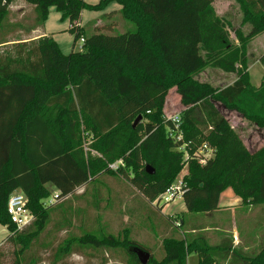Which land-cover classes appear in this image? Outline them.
Wrapping results in <instances>:
<instances>
[{"label":"trees","instance_id":"1","mask_svg":"<svg viewBox=\"0 0 264 264\" xmlns=\"http://www.w3.org/2000/svg\"><path fill=\"white\" fill-rule=\"evenodd\" d=\"M15 1L0 0V29ZM22 1L34 6L39 26L51 7L75 25L85 9L103 10L118 2L120 12L136 28L123 33L108 28L106 33L97 25L88 34L84 26L69 27L74 46L85 39L82 50L69 54L49 36L0 41V224L8 227L6 241L17 247L13 264L43 261L48 251L33 249L48 250L58 236L64 239L49 254L48 264H65L75 244L98 251L123 248L131 256L122 258L127 264H141L134 247L151 254L148 264H187V255L194 252L204 255L201 264H214L213 247L182 237L184 219L166 222L170 231L162 240L165 256L158 260L131 238L129 228L117 235L82 234L89 230L88 224L75 228L72 210L55 207L51 212L44 200L52 195L49 184L59 191L63 204L77 189L107 173L125 177L159 209L160 202L154 201L178 180L186 165L183 144L191 142L194 148H212L215 157L205 164L195 158L188 163L182 178L189 214L217 212L228 188L245 205H263L264 147L250 153L214 101L264 128V83L252 86L248 71V47L256 34L264 32V0H235L244 13L242 26L253 29L249 35L241 28L234 30L239 44L216 14L214 0ZM115 12L105 15L111 18ZM205 66L235 73L237 79L225 87H212L195 77ZM171 88L177 89L184 106L183 140L171 136L173 124L163 112ZM199 107L203 120L197 117ZM82 127L93 134L92 146L99 156L86 158ZM118 159L123 165L113 171L110 164ZM147 166L155 173L149 174ZM14 191L28 196L35 215L21 230L7 211ZM61 212L66 213L59 216L60 225L49 227L53 214ZM74 229H80L82 236H74ZM30 251L31 261L25 259ZM100 258V264L109 262L106 255ZM246 264H264V248Z\"/></svg>","mask_w":264,"mask_h":264},{"label":"rangeland","instance_id":"2","mask_svg":"<svg viewBox=\"0 0 264 264\" xmlns=\"http://www.w3.org/2000/svg\"><path fill=\"white\" fill-rule=\"evenodd\" d=\"M89 4H98L100 0H84ZM213 8L218 16L223 18L227 24V29L229 30L230 36L233 40L236 39L234 30L241 28L245 35L251 34L253 29L250 25H244L242 26V20L244 17V13L242 9L240 8L239 4L235 0H214L212 3ZM121 5L118 2H111L108 4V6L103 10H89L85 9L82 12L81 17V23L86 29V32L88 34L94 33L95 24H98L102 27V31L108 32V28L114 30L116 33H123L127 31H134L135 30V24L132 22H129L126 20L124 15L120 12ZM112 11H117L114 14H112L111 18L106 17L105 14H109ZM37 14L35 13L34 6L31 4H28L22 0H17L14 3H12L9 6V13L5 20L3 21L2 27L0 29V41L4 40H11V39H33L37 37H42V30L49 34L47 36L52 37L60 46L61 50L65 54H69L73 49L76 51L79 50V46L81 45V39H79L76 43V46H74V36L69 30L70 21L68 19H62L61 13L56 9V7H51L49 11V15L47 20L42 26H39V21ZM100 20V21H99ZM99 21V22H98ZM42 27V29H41ZM111 30V31H112ZM110 32V31H109ZM236 44H239L238 40L236 39ZM202 53V56L205 57L206 52L204 50H200ZM248 58H249V75H250V83L255 88L261 87L264 83V32L256 34L253 39L251 40V43L248 47ZM237 76V75H236ZM195 77L198 81L205 82L212 87L219 88L224 87L228 84H230L235 75L226 73L220 69L212 68L205 66L200 71H198L195 74ZM214 104L217 106V108L228 118L234 132L238 135V137L242 140L245 147L248 149L250 153H256L260 149L264 147V128L259 127L254 122H251L247 119H245L243 116H241L237 111L228 109L222 105V103L214 101ZM184 106L181 104L179 93L175 88H171L166 96V100L164 103V116L166 119L170 117V115L178 112H183ZM197 117L200 120L204 119V113L202 109L199 107L197 110ZM82 134V144L86 153V158L88 157H96L99 156L100 153L97 152L92 144H93V134L88 132L87 130H84V127L81 129ZM203 154H206L210 156V158L215 157L214 150L212 148H209L208 150H202ZM115 162L121 163V166L123 165V160L118 159ZM201 164V163H200ZM189 165L186 164L180 173L178 180L181 179L185 174L188 173ZM117 171V170H114ZM121 176V175H120ZM105 181L104 179H97L92 184H95L97 188L100 187L98 184L104 185ZM95 187V188H96ZM49 190L51 191L52 195L44 200L45 207L51 209V212L57 208L60 207L61 209L67 211L72 210L73 212V220L72 225H74L75 228H78L81 223H83L79 219V215H82L83 209L79 206L82 205L83 201L79 202V197L76 195V193L66 199V201L62 204V200H56L54 199L55 196V187L50 185L48 186ZM96 188V191H97ZM106 188H108L106 186ZM93 191V190H92ZM224 198L227 199L228 194L235 195L232 188L226 189L224 192ZM222 193V194H223ZM227 196V197H226ZM237 198H239L237 195H235ZM92 199V198H91ZM88 198L85 200V202H88V206L85 207L87 211V217L86 222L88 223L89 230L85 231L82 230V234L85 233H93L95 235L105 236L108 234H114L116 233L114 231H107L105 229H102L99 231L98 228L94 229V219L92 218V215L88 214L92 213L93 207H92V200ZM241 199V198H240ZM181 197L176 198L175 201H179L181 203ZM62 204V205H60ZM164 204L161 202L160 205ZM264 205V204H263ZM149 207L150 204H148ZM166 206V205H164ZM239 209L235 210L233 214L229 215V213H226L223 217V225L228 227H236L237 229H242L244 226V217H245V209L247 205H245L241 199ZM226 208H221V210H225ZM92 210V211H91ZM66 212H61L58 214H53L51 223L49 224V227H54L55 222L58 223V226L60 225L59 216H62V214H65ZM180 219L185 220V226L184 229H186L189 226V223H200L201 221H214L216 216H219L218 213H212L211 215H206L205 213H185L180 212L175 214ZM166 222L173 220L172 217H164ZM168 218V219H167ZM249 220V219H248ZM67 221V218H65V223ZM63 222V219L61 220ZM171 222V221H170ZM98 223V222H97ZM249 224L251 227V220H249ZM7 226H3L0 224V263L1 264H13V262L16 259L15 256V250H17V247L10 241H6L7 235L9 234V231L7 229ZM177 231V230H176ZM80 234V229L77 231L74 229L73 235L74 236H82ZM44 237V236H42ZM227 237L231 238V235H223L222 239L223 241L227 240ZM64 237L58 236L55 240L54 246H51L48 248V250H45L44 248H41V250H35L33 249V252H45L48 254L44 255L43 261H40L38 264H48V258L49 254L54 251V249L59 245L62 244ZM40 240H42L40 238ZM46 242L49 241V238H45ZM44 241V240H43ZM52 241V239L50 240ZM40 244V241L38 242ZM38 247V246H37ZM39 248V247H38ZM74 253L70 254L68 256V261L65 262V264H99L101 261L100 256H103L106 254V252L110 255L107 256L108 261L112 260V264H115L117 261V264H122L123 261L120 260L122 258H131L130 255L125 252V249L123 248H117V249H110V248H103L100 251L98 249H93L91 246L84 247L80 244H75L74 247ZM162 248L158 250V252L155 253V258L158 260H162L165 256V251H161ZM238 252V250H237ZM161 253L163 255H161ZM32 254L34 253L27 252L25 255V259L31 261ZM120 258V259H116ZM110 262V261H109ZM64 264V263H61Z\"/></svg>","mask_w":264,"mask_h":264},{"label":"crops","instance_id":"3","mask_svg":"<svg viewBox=\"0 0 264 264\" xmlns=\"http://www.w3.org/2000/svg\"><path fill=\"white\" fill-rule=\"evenodd\" d=\"M95 25L97 26L98 24ZM42 32L43 36L49 35L43 30ZM232 74L235 77L230 84L237 79L236 74ZM99 178L104 179L105 183L104 185L98 184L100 186L98 188L95 186L97 188L96 191L95 184L92 183ZM55 193H59L56 188ZM76 195L79 197V202L83 201L82 205L79 206L83 209L82 215H79V219L83 223L80 224L79 228H83L88 224L85 220L87 217L85 207L88 206V202H85V200L92 198L93 211L91 210L92 213H89L88 216L92 215L94 219V229L98 228V231L99 229L114 231L117 235L123 229L129 228L131 238L150 249L153 255L162 248V240L170 231L166 227L167 223L164 217H172V223H175L179 219L175 214L180 212L188 213L183 197H181V203L175 201V199L168 205L164 206L165 204H162L159 209H156L122 175L100 173L88 185L77 189ZM227 195V199L224 198V193L221 195L220 209L217 212L206 213V215L218 213L219 216H216L215 222L189 223V226L184 231L180 230V232L182 237H186L188 241H199L213 247L214 249L210 252V255L214 264H246L248 258L257 255L264 248V205H247L244 208L245 217L242 229H237L234 226H224V215L229 212V215L233 214L235 210L240 208L241 202V199L235 195L228 193ZM221 208L226 209L221 210ZM248 219L251 220L252 231ZM223 235H231V238L229 237L228 239L227 237V240L223 241ZM105 255L108 256L109 254L106 252ZM161 255L163 254L161 253ZM203 258L204 255L196 252L188 254L187 264H201L200 262ZM112 260L110 257V262L106 264H112ZM122 264L127 263L123 261Z\"/></svg>","mask_w":264,"mask_h":264},{"label":"built area","instance_id":"4","mask_svg":"<svg viewBox=\"0 0 264 264\" xmlns=\"http://www.w3.org/2000/svg\"><path fill=\"white\" fill-rule=\"evenodd\" d=\"M83 26L81 24V20L77 22L75 25H70V28L80 27ZM81 45L79 46V50L83 49V45L85 42L84 38H81ZM173 124V132L171 136H177L178 140H183V133H182V115L181 112L174 113L170 115L168 118ZM177 133V134H176ZM183 148L185 149V162L186 164L189 163L191 159H197L201 164H205L206 161L210 158V156L203 154L202 150H208L209 148L205 146H200L194 148L191 145V142H184ZM121 166V163L114 162L110 164V168L112 170H118ZM186 184L183 181V178L177 180L164 194L160 196L159 199L154 201V204L158 202H163L165 205H168L170 202L175 200L176 198L183 197L184 190ZM54 199L58 201V194H55ZM29 198L26 194L21 191H14L8 200L7 203V211L11 218L12 223L16 226L18 230L25 228L26 226L30 225L34 219L35 215L28 207ZM8 229V228H7ZM9 231V230H8Z\"/></svg>","mask_w":264,"mask_h":264},{"label":"water","instance_id":"5","mask_svg":"<svg viewBox=\"0 0 264 264\" xmlns=\"http://www.w3.org/2000/svg\"><path fill=\"white\" fill-rule=\"evenodd\" d=\"M141 120H142V116L140 115L135 120V122L133 124V127L135 128L141 122ZM147 172L149 174H154L155 173V170L151 169L150 166H147ZM132 250L137 255V258H138V260H139V262L141 264H148V262L150 261V258H151V254L148 251H146V250H144V249H142L140 247H134V248H132Z\"/></svg>","mask_w":264,"mask_h":264}]
</instances>
